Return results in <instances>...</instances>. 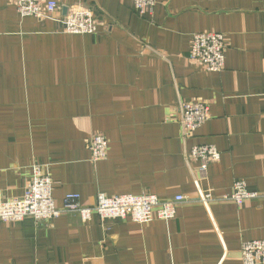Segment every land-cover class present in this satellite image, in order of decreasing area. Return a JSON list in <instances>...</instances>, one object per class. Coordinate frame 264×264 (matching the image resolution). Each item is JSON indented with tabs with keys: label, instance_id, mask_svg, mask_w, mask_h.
<instances>
[{
	"label": "crops",
	"instance_id": "obj_1",
	"mask_svg": "<svg viewBox=\"0 0 264 264\" xmlns=\"http://www.w3.org/2000/svg\"><path fill=\"white\" fill-rule=\"evenodd\" d=\"M0 0V194L20 198L41 167L59 207L78 194L185 197L176 217L0 223V264H243L241 247L264 241V0H158L140 18L131 0H56L52 18H22ZM72 7L92 9L95 35H69ZM225 36V69L190 62L193 34ZM197 99L211 119L191 139L179 108ZM102 134L108 158L92 162L86 141ZM213 145L205 175L185 154ZM236 181L260 196L222 201ZM201 193L213 201L203 202Z\"/></svg>",
	"mask_w": 264,
	"mask_h": 264
},
{
	"label": "built area",
	"instance_id": "obj_2",
	"mask_svg": "<svg viewBox=\"0 0 264 264\" xmlns=\"http://www.w3.org/2000/svg\"><path fill=\"white\" fill-rule=\"evenodd\" d=\"M140 18L151 17L158 0H131ZM13 5L22 18L33 17L39 21L52 18L60 7L56 0H15ZM101 23L92 9L72 7L63 20V31L69 35H95ZM227 44L225 36L218 32L193 34L190 40L189 60L208 74H220L225 69ZM179 124L185 139H191L211 119V106L207 101L197 99L180 105ZM92 162L108 158L109 142L102 134H96L86 141ZM221 153L213 145H196L185 154L189 168L199 164L197 169L205 175L209 166L219 162ZM34 175L20 198L5 200L0 194V223L16 225L26 219L36 223H52L64 214H77L83 222L91 221L94 214L102 221L131 219L138 225L153 221H170L176 217L177 207L186 199L176 196L161 200L152 194L121 195L109 197L100 194L96 204L84 207L78 194H69L59 207L53 197V183L44 170L34 167ZM258 193L249 192L244 181H236L231 194L221 199L238 207L257 199ZM201 200L213 201L211 194H202ZM243 264H264V241H250L241 247Z\"/></svg>",
	"mask_w": 264,
	"mask_h": 264
}]
</instances>
